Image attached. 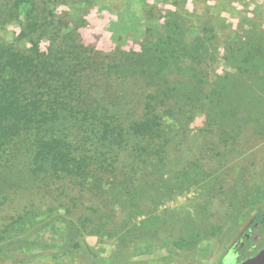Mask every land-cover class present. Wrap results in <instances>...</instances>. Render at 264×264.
Returning <instances> with one entry per match:
<instances>
[{
    "label": "rangeland",
    "instance_id": "1",
    "mask_svg": "<svg viewBox=\"0 0 264 264\" xmlns=\"http://www.w3.org/2000/svg\"><path fill=\"white\" fill-rule=\"evenodd\" d=\"M171 31L201 94H156L161 136L139 137L129 124L151 115L154 87L119 66ZM252 44L264 0H0V53L55 50L76 70L63 69L74 113L40 136L66 138L80 166L39 167L36 134L0 142V264H214L264 207Z\"/></svg>",
    "mask_w": 264,
    "mask_h": 264
},
{
    "label": "trees",
    "instance_id": "2",
    "mask_svg": "<svg viewBox=\"0 0 264 264\" xmlns=\"http://www.w3.org/2000/svg\"><path fill=\"white\" fill-rule=\"evenodd\" d=\"M176 39L172 31L167 32L154 42L146 43L142 52L127 55L125 64L119 66L120 71L138 73L144 83L154 87L144 102L145 110L151 115L129 124V129L136 136H161L160 114L156 112V101H153L156 94H159V104L172 100L173 104L180 106L183 101L193 103L199 100L201 85L193 79L192 72L185 70L184 74V67L180 63L184 56L191 58L192 51L179 50L181 47L175 44ZM252 47L253 50H248L250 58H247L252 68L247 72L259 78L253 81V87L264 95V49L254 44ZM66 60L63 54L59 55L55 50L40 53L36 46L27 53L1 51L0 142L11 140L21 132L36 134L33 157L39 167H55V172L61 165L68 173H80V166L75 168L71 164L66 138L40 136L42 130L52 131L57 124L68 119L66 111L74 113L69 105V95L73 93L71 83L69 77H64L63 69L71 74L76 70L66 64ZM261 69L262 73L257 77ZM182 75L187 78L180 79ZM65 89L69 94H62ZM36 167L42 170L37 164Z\"/></svg>",
    "mask_w": 264,
    "mask_h": 264
},
{
    "label": "flooded vegetation",
    "instance_id": "3",
    "mask_svg": "<svg viewBox=\"0 0 264 264\" xmlns=\"http://www.w3.org/2000/svg\"><path fill=\"white\" fill-rule=\"evenodd\" d=\"M264 247V207L254 211L224 249L217 255L214 264H236Z\"/></svg>",
    "mask_w": 264,
    "mask_h": 264
},
{
    "label": "water",
    "instance_id": "4",
    "mask_svg": "<svg viewBox=\"0 0 264 264\" xmlns=\"http://www.w3.org/2000/svg\"><path fill=\"white\" fill-rule=\"evenodd\" d=\"M236 264H264V247L261 248L255 255Z\"/></svg>",
    "mask_w": 264,
    "mask_h": 264
}]
</instances>
